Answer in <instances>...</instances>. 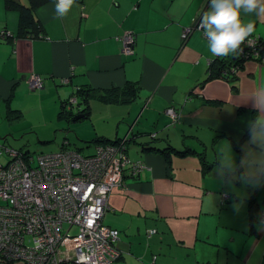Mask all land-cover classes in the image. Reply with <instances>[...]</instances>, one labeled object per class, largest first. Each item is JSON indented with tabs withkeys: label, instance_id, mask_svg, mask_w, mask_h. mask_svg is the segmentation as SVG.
I'll use <instances>...</instances> for the list:
<instances>
[{
	"label": "crops",
	"instance_id": "0c3cea01",
	"mask_svg": "<svg viewBox=\"0 0 264 264\" xmlns=\"http://www.w3.org/2000/svg\"><path fill=\"white\" fill-rule=\"evenodd\" d=\"M208 2L75 0L57 17V3L44 0L34 7L42 31L32 36L19 33L18 6L0 0V29L7 31L0 37V133L50 135L54 122L70 123L89 140L137 131L127 155L143 165L109 193L102 217L119 231L120 256L109 264H264V184H227L216 167L221 141L232 143L239 160L245 124L264 95V63L247 60L232 78L204 80L213 55L197 21ZM240 20L254 23L251 35L264 41V14L241 9ZM125 33L134 38L130 53L121 50ZM31 74L43 78L39 89H30ZM88 86V114L70 120L83 121L57 117L61 98ZM169 105L178 111L174 121ZM186 138L203 147L204 171L196 152H177ZM250 203L262 209L254 221Z\"/></svg>",
	"mask_w": 264,
	"mask_h": 264
},
{
	"label": "built area",
	"instance_id": "2783aa9c",
	"mask_svg": "<svg viewBox=\"0 0 264 264\" xmlns=\"http://www.w3.org/2000/svg\"><path fill=\"white\" fill-rule=\"evenodd\" d=\"M57 4L59 0H54ZM191 27L181 33L187 37ZM205 34V33H204ZM6 31L0 30V37ZM206 36V35H205ZM133 35L121 37V50L133 51ZM257 39L248 36L241 55L259 58ZM68 79L62 82L67 83ZM31 89L43 78L31 74ZM170 120L178 111L168 106ZM152 136V135H151ZM126 140L96 143L94 152L58 148L37 155L0 144V262L21 264H109L119 256L118 230L102 222L109 193L120 187L124 174L135 176L143 163L131 159ZM17 208V209H16ZM149 229L147 233H153Z\"/></svg>",
	"mask_w": 264,
	"mask_h": 264
},
{
	"label": "clouds",
	"instance_id": "9594fccd",
	"mask_svg": "<svg viewBox=\"0 0 264 264\" xmlns=\"http://www.w3.org/2000/svg\"><path fill=\"white\" fill-rule=\"evenodd\" d=\"M74 3L75 0H59L56 5L57 17L65 16ZM241 9L246 13L262 15L264 0H211V8L203 14L199 27L209 38L208 47L213 56L224 57L236 53L254 32V23L242 25ZM253 108L255 119L245 124L247 138L240 147L239 160L230 141H221L218 147L219 164L216 167L227 184L239 181L252 188L264 184V95L256 97Z\"/></svg>",
	"mask_w": 264,
	"mask_h": 264
},
{
	"label": "trees",
	"instance_id": "16d2710c",
	"mask_svg": "<svg viewBox=\"0 0 264 264\" xmlns=\"http://www.w3.org/2000/svg\"><path fill=\"white\" fill-rule=\"evenodd\" d=\"M5 1L7 3V6H14L15 5V6H18V8H19V17H18L19 33L30 34L32 36L40 35V31H42V27L40 26L38 20L34 17V7L37 4L43 2L44 0H29L28 4L22 3L19 0H5ZM210 8H211V0H209L205 10L200 15L201 17L197 21L198 24H200V20H201L203 14L207 10H209ZM250 36L257 39V41H258L257 46L259 47V56L262 57V55L264 54V41L262 40L261 36H259V35L258 36L250 35ZM242 45H243V43L240 45V47ZM256 59L259 60V58L251 57L250 55H249V57H246L245 55H241L239 53L238 49L236 50V53H229L227 56H224V57L212 56L210 61L207 64V73H206L204 80H208V79L215 77V76L221 77L224 79L232 78L237 74L238 70L243 67V64L245 63V61H247V60L257 61ZM63 79H68V78L65 77ZM204 80L200 82V85H202ZM62 83H64V82H62ZM39 88H35V89H39ZM126 90L127 91L129 90L130 93H133L135 90V87L131 84H128L126 87ZM115 92H116V90H115ZM93 95H94V90L90 86H88V88L83 89V90H81L79 87L75 91L73 90L70 95H68L64 98H61L59 109L57 110V117H66L67 118L66 120L70 121L73 118V116H75V115H82V116L87 115L88 111H89V98ZM116 95H117V93H114V96H116ZM73 96L76 97V100H75L76 103H74L73 106H69V108H68L69 100ZM97 96H102V97L106 98L107 95L97 94ZM75 108L77 109L76 111H74ZM14 116H17V115H14ZM52 126H53L54 130L57 129V127H58L55 122L52 124ZM136 134H137V131L134 130L132 132L131 128H128L127 131L123 135H120V136L119 135H113L112 137L111 136L108 137V136H104L102 134L96 135L91 140L93 143L92 147L94 150V145L96 143H107V142H109L110 144H113V143H117L120 139H124V140H126V149L125 150L123 149V150L125 152H127V149L130 146L131 141H134V142L137 141L136 140L137 139ZM36 137L40 138V137H42V135L36 134ZM148 137L151 139H160L162 141V137H160V135H158L157 132H155V131L148 132ZM42 141H46V140H42ZM154 141H156V140H154ZM68 145H69V141L64 140L58 148H69ZM142 146L145 148L149 147V146L144 145V144H142ZM70 149H74V148H70ZM75 150L79 152V149H75ZM93 150L91 153H88L85 155L92 154L94 152ZM21 152L24 153V151H21ZM25 152L27 153L28 150H26ZM47 152H49V151H47ZM177 152L180 154H186L188 152H196L198 154L200 162L202 164V170L204 171V167L205 168L207 166L209 167V164H207V162L203 159L201 152H199V151L197 152L195 149H189V148L185 147L184 149L181 148V150L178 149ZM41 153H46V152H40L37 155H39ZM36 157H34V158H36ZM256 206H257L256 204H252V203H250V205H249V209H250L249 217H250L251 221H254L255 220L254 217H256L257 213L260 210H262V209H260V207H258V209H256ZM16 263H18V262H16Z\"/></svg>",
	"mask_w": 264,
	"mask_h": 264
},
{
	"label": "rangeland",
	"instance_id": "374dc122",
	"mask_svg": "<svg viewBox=\"0 0 264 264\" xmlns=\"http://www.w3.org/2000/svg\"><path fill=\"white\" fill-rule=\"evenodd\" d=\"M197 26L199 27L198 24H197ZM189 27H191V30H192V26H189ZM200 29L202 30L203 35H205L203 28H200ZM181 41H182V39H181ZM257 62H259V61H257ZM259 63H262V62H259ZM169 106H173V105H169ZM76 110L77 109L75 108L74 111H76ZM71 120H73V118ZM78 121H83V120L81 119V120L68 121V122L75 123ZM1 124H3V123L0 121V129L3 127ZM9 124H11V123H9ZM57 126H58L57 129L54 130L55 134L53 132V126H51L50 127V130H51L50 135H47V134L42 135V137H40L41 139L36 137L37 132L35 130L26 132L22 135H20V134L15 135L9 131H6L4 133H0V144L6 145L9 147H13V148H17V149H20L21 151H24V152L26 150H28L27 153L32 154L34 157H36L37 154L40 152L57 150L58 147L61 145V143L64 140L69 141V145H68L69 148L79 149V152L82 154H88V153L92 152V150H93L92 141L89 139H84V138L78 136L75 129L70 127V123L61 122ZM60 126H62L63 128H60ZM42 130H45V128H43ZM78 132L82 133L81 130H78ZM42 140H46V141H42ZM207 144H208V142H207ZM183 145L186 148L195 149L196 151H200L203 148L200 146L198 141H196V139L195 140H189L188 138H186L184 140ZM7 158H8V156L5 153H2L0 156L1 161H5ZM107 203H108V200H107ZM102 217H103V215H102Z\"/></svg>",
	"mask_w": 264,
	"mask_h": 264
},
{
	"label": "water",
	"instance_id": "95a60500",
	"mask_svg": "<svg viewBox=\"0 0 264 264\" xmlns=\"http://www.w3.org/2000/svg\"><path fill=\"white\" fill-rule=\"evenodd\" d=\"M75 100H76V97H75V96L71 97V99L69 100V103H68V104H69V105H68V108H69V106H73L74 103H76ZM78 116H80V115H75V118H77ZM119 256H120V255H119ZM119 256H118V257H119ZM118 257H117V258H118ZM117 258H116V259H117Z\"/></svg>",
	"mask_w": 264,
	"mask_h": 264
},
{
	"label": "flooded vegetation",
	"instance_id": "af4514ba",
	"mask_svg": "<svg viewBox=\"0 0 264 264\" xmlns=\"http://www.w3.org/2000/svg\"><path fill=\"white\" fill-rule=\"evenodd\" d=\"M263 212H264V210H263ZM263 212H262V213H263ZM263 214H264V213H263Z\"/></svg>",
	"mask_w": 264,
	"mask_h": 264
}]
</instances>
